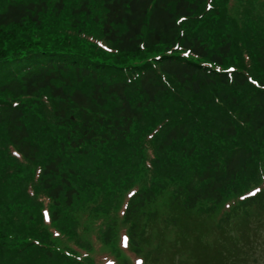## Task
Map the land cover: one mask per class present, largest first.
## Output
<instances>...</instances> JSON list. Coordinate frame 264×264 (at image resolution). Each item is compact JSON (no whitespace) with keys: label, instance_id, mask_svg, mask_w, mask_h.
I'll use <instances>...</instances> for the list:
<instances>
[{"label":"trees","instance_id":"trees-1","mask_svg":"<svg viewBox=\"0 0 264 264\" xmlns=\"http://www.w3.org/2000/svg\"><path fill=\"white\" fill-rule=\"evenodd\" d=\"M35 56L0 75V264L79 263L44 209L64 235L121 221L144 244L167 205L212 220L229 203L217 227L264 209V188L240 198L264 175V0H0V64Z\"/></svg>","mask_w":264,"mask_h":264},{"label":"rangeland","instance_id":"rangeland-1","mask_svg":"<svg viewBox=\"0 0 264 264\" xmlns=\"http://www.w3.org/2000/svg\"><path fill=\"white\" fill-rule=\"evenodd\" d=\"M33 60V57L25 58L19 61L17 65L19 67H26ZM189 212L190 213H183L179 211L178 208H172L168 205L161 209L159 216L161 224L164 225L168 222L167 220L169 217L177 219V225L171 227V230L175 232L170 233L168 239H172L178 235L179 241L185 242L189 240L191 243H194L195 237L199 235L200 237L206 236L211 240L214 233L219 230V228H217L219 216L216 215L212 217V220H206L205 217L198 215L195 210ZM249 222L250 219L248 217H240L236 223V226L240 229V232H237V234H242L243 237H247L250 232ZM232 226L233 225L230 223H225L219 235L229 233L232 230ZM253 229L255 230L254 234L256 237L252 245L244 246L241 244L239 246L248 256H233L229 259L230 264H233L235 261H240L238 262L239 264H264V218L260 222L253 223ZM152 232H154V230H152ZM165 246L168 251H171V246L169 244ZM182 254V259L178 264H197L193 257V249L190 246L186 245L182 250ZM168 257L169 255L165 254L164 260H168ZM156 258L158 259V263L162 262V249L156 253ZM204 259L206 260V264H212L211 258L205 253Z\"/></svg>","mask_w":264,"mask_h":264},{"label":"snow or ice","instance_id":"snow-or-ice-1","mask_svg":"<svg viewBox=\"0 0 264 264\" xmlns=\"http://www.w3.org/2000/svg\"><path fill=\"white\" fill-rule=\"evenodd\" d=\"M188 55H189V53H188V52H185V53H184V56H188ZM218 71H219V69H218ZM252 83H253V84H255V83H256V81H252ZM17 155H18V153H17ZM137 264H140V262H137Z\"/></svg>","mask_w":264,"mask_h":264}]
</instances>
